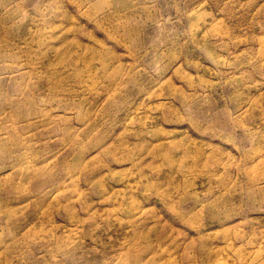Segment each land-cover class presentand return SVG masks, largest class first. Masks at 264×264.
I'll return each mask as SVG.
<instances>
[{
    "label": "rangeland",
    "instance_id": "1",
    "mask_svg": "<svg viewBox=\"0 0 264 264\" xmlns=\"http://www.w3.org/2000/svg\"><path fill=\"white\" fill-rule=\"evenodd\" d=\"M155 260L264 264V0H0V264Z\"/></svg>",
    "mask_w": 264,
    "mask_h": 264
},
{
    "label": "bare ground",
    "instance_id": "2",
    "mask_svg": "<svg viewBox=\"0 0 264 264\" xmlns=\"http://www.w3.org/2000/svg\"><path fill=\"white\" fill-rule=\"evenodd\" d=\"M50 31H51V30H50ZM106 187H107L106 189H107V192H108V193H110V194H116V192H115L113 186H111V185H109V186L106 185ZM110 187L113 188V189H112V193H111V189H110ZM60 190H61V189H59L58 192H60ZM113 198H114V196H111V197H110L111 200H113ZM132 209H133V208H132ZM155 263H156V260H155ZM156 264H158V262H157Z\"/></svg>",
    "mask_w": 264,
    "mask_h": 264
}]
</instances>
